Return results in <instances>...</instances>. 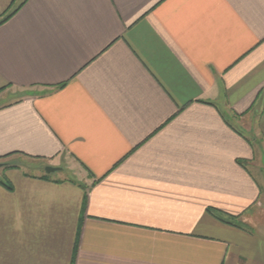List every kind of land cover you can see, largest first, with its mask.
<instances>
[{"label": "crops", "instance_id": "obj_1", "mask_svg": "<svg viewBox=\"0 0 264 264\" xmlns=\"http://www.w3.org/2000/svg\"><path fill=\"white\" fill-rule=\"evenodd\" d=\"M8 8L0 264H264V0Z\"/></svg>", "mask_w": 264, "mask_h": 264}, {"label": "trees", "instance_id": "obj_2", "mask_svg": "<svg viewBox=\"0 0 264 264\" xmlns=\"http://www.w3.org/2000/svg\"><path fill=\"white\" fill-rule=\"evenodd\" d=\"M17 8H14V9H12L10 11H9V8H8L2 15H0V23L4 22L7 18H9L13 14V12H15V10ZM221 220L224 221V222H226V223H231V222H229V221H227L225 219H221Z\"/></svg>", "mask_w": 264, "mask_h": 264}, {"label": "rangeland", "instance_id": "obj_3", "mask_svg": "<svg viewBox=\"0 0 264 264\" xmlns=\"http://www.w3.org/2000/svg\"><path fill=\"white\" fill-rule=\"evenodd\" d=\"M262 164H263V165H262V169L264 170V161H263ZM250 169L252 170V172H253L257 177H260V176H259V173H258L259 170H256L255 167H254L253 165H250ZM58 173H59V171H58V172L55 171V172H52L51 174H53V175H58ZM263 181H264V178H263ZM263 185H264V182H263Z\"/></svg>", "mask_w": 264, "mask_h": 264}, {"label": "water", "instance_id": "obj_4", "mask_svg": "<svg viewBox=\"0 0 264 264\" xmlns=\"http://www.w3.org/2000/svg\"><path fill=\"white\" fill-rule=\"evenodd\" d=\"M3 166V163H0V167ZM58 168L53 166H46L45 171L46 173L55 172Z\"/></svg>", "mask_w": 264, "mask_h": 264}]
</instances>
